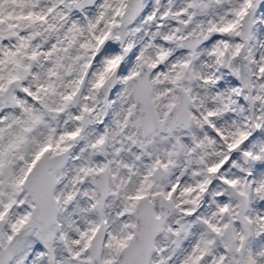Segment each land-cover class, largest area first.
Returning a JSON list of instances; mask_svg holds the SVG:
<instances>
[{
    "label": "snow or ice",
    "instance_id": "1",
    "mask_svg": "<svg viewBox=\"0 0 264 264\" xmlns=\"http://www.w3.org/2000/svg\"><path fill=\"white\" fill-rule=\"evenodd\" d=\"M0 264H264V0H0Z\"/></svg>",
    "mask_w": 264,
    "mask_h": 264
}]
</instances>
